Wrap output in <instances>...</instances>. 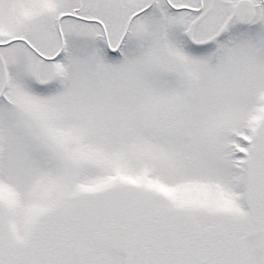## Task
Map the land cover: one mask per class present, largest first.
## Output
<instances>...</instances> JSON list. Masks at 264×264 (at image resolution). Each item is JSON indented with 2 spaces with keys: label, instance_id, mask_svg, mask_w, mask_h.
I'll list each match as a JSON object with an SVG mask.
<instances>
[{
  "label": "snow or ice",
  "instance_id": "1",
  "mask_svg": "<svg viewBox=\"0 0 264 264\" xmlns=\"http://www.w3.org/2000/svg\"><path fill=\"white\" fill-rule=\"evenodd\" d=\"M0 264H264V0H0Z\"/></svg>",
  "mask_w": 264,
  "mask_h": 264
}]
</instances>
